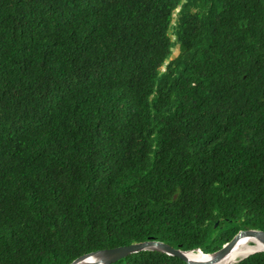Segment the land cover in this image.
<instances>
[{"label":"trees","instance_id":"1","mask_svg":"<svg viewBox=\"0 0 264 264\" xmlns=\"http://www.w3.org/2000/svg\"><path fill=\"white\" fill-rule=\"evenodd\" d=\"M241 229L264 231V0H0V264Z\"/></svg>","mask_w":264,"mask_h":264},{"label":"water","instance_id":"2","mask_svg":"<svg viewBox=\"0 0 264 264\" xmlns=\"http://www.w3.org/2000/svg\"><path fill=\"white\" fill-rule=\"evenodd\" d=\"M176 54H177V47L175 46L172 48L168 58L172 59L175 57ZM242 237H253L257 239V241L261 243L262 248H259L255 251L264 250V231L263 230L241 229L237 231L236 234L232 236L228 241L223 243L218 249L212 252H202L199 248L191 249V250H182L180 248H175L162 241H158L155 239H147L144 241L133 242V243L126 244V245H120V246L111 247V248H103V249H98L92 252H88V253L78 256L77 258L69 262L68 264H110L131 253H135L138 251H144V250L159 251V252H163L168 255L176 256L182 259L186 264H202L205 262L209 263L211 261H216L218 259H221L225 255H227L230 249L232 248L233 244L236 243V241ZM196 251L201 252L202 255L205 256V259L204 260H199V259L193 260V259H189L186 256L187 252H196Z\"/></svg>","mask_w":264,"mask_h":264},{"label":"bare ground","instance_id":"3","mask_svg":"<svg viewBox=\"0 0 264 264\" xmlns=\"http://www.w3.org/2000/svg\"><path fill=\"white\" fill-rule=\"evenodd\" d=\"M262 248L261 243L257 241V239L253 237H242L239 238L236 243L233 244L232 248L230 249L229 253L222 257L221 259H218L216 261H211L207 264H232L237 259L248 255L249 253ZM201 254V255H200ZM200 255V256H199ZM186 256L189 259L193 260H204L205 256L202 255L201 252H187Z\"/></svg>","mask_w":264,"mask_h":264}]
</instances>
